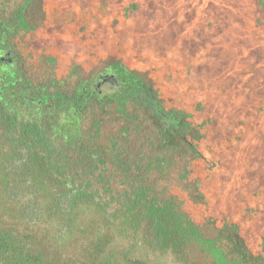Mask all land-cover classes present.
Instances as JSON below:
<instances>
[{
  "label": "trees",
  "instance_id": "16d2710c",
  "mask_svg": "<svg viewBox=\"0 0 264 264\" xmlns=\"http://www.w3.org/2000/svg\"><path fill=\"white\" fill-rule=\"evenodd\" d=\"M226 1L237 4L236 8L229 9ZM209 2L211 9H225L228 14L222 23L225 32L215 29L218 41L207 48L211 53L198 62H188L194 65L193 81L186 84L183 75L177 74L175 59L167 62L157 58L167 46L158 49L155 55L158 63L170 66L167 78L171 88L174 80L183 82L181 91L172 89L175 93L191 89L205 93L196 99L200 116L166 107L168 102L161 89L151 86L143 75L121 61L110 65L125 80V87L113 93L103 92L108 94L104 97L93 95L92 91L87 99L78 95L76 105L80 108L73 121L80 122L88 108V119L94 127L86 138L78 126L72 128L71 135L67 133L60 120L49 128L30 124L5 112L0 103V264H196L199 256L203 257V264H211L210 259L216 256L208 245L211 239L185 212L186 197L176 194L174 186L182 184L192 200L197 197V180L184 161L191 160L189 156L199 159L207 171L214 170L207 166V159L219 164L218 170L223 168L222 162L210 156L218 132L216 119L222 115L219 108H226L229 113L220 117V124L230 132L226 135V149L237 159L251 124L257 126L256 135L262 130L264 64L256 48L248 51L250 60L233 59L230 65L221 64L214 45L227 36L230 38L226 26L232 21L231 13L245 15L239 12L241 6L236 0ZM259 5L262 10L251 14V33L264 44V8L260 0V8ZM245 21L239 17L238 24L233 22L231 26L240 25L242 30ZM189 50L190 47L184 55L191 57ZM204 63L208 69L198 68ZM128 102L132 103L130 108ZM96 105L103 106V110L95 111ZM157 106L164 111L163 115H158ZM137 108L141 111L134 110ZM146 109L153 121L160 124L156 136L161 144L154 145L155 149L162 147L167 152L169 160H164H176V168L170 174V168L167 172H156L160 157L151 159L148 172L140 166L144 160L136 158V168L131 173L124 171L128 161L120 154L114 158L101 151L98 139L104 135L97 126L102 123L107 126V116L114 115L113 121H120L123 124L120 129L126 132L132 128L130 123H138L141 118L144 122L149 120L142 115ZM134 128L139 129L138 125ZM238 136L241 142L238 152L233 153L229 141ZM181 168L188 171L187 179L174 176Z\"/></svg>",
  "mask_w": 264,
  "mask_h": 264
},
{
  "label": "rangeland",
  "instance_id": "374dc122",
  "mask_svg": "<svg viewBox=\"0 0 264 264\" xmlns=\"http://www.w3.org/2000/svg\"><path fill=\"white\" fill-rule=\"evenodd\" d=\"M236 2L241 6L239 12H243L245 16L231 13L232 21L226 26L227 31L231 33L230 38L227 36L214 45L218 50L217 55L221 59L220 62L225 66L232 64L233 59L250 60L248 51L256 48L260 51V61L264 64V44L256 40L251 33L253 29L251 14H257L262 10V6L258 7V0H236ZM260 2L264 8V0ZM69 5H71L72 15L79 20L76 24H79L80 29L84 28L85 31L89 30L93 34L98 32L94 36L98 40L95 42L96 48L93 50V55L86 58L83 46L80 43L77 44L80 41L79 36L75 33L64 35L63 41L71 44H63L61 52L58 50L64 59L60 68L62 76H67L74 69L75 63L78 65L75 75L91 77L104 66L121 61L143 75L151 86L161 89L162 97L168 102L166 107L196 112L199 116L202 114L201 111L196 110V99L205 93L200 94L192 89L187 93H175L174 91L182 90L183 82L174 80L171 88L167 78L170 66L161 64L160 61L159 64L155 55L158 49L167 46L164 50H160L161 57L157 55V58L167 62L175 59L177 74L183 75V81L186 84L193 81L191 71L194 70V65L188 62H198L211 53L207 51V48L210 47L211 42L218 41L215 29L222 33L225 32L222 25L228 16L225 9H211L209 0H71ZM226 5L229 9L237 6L230 1H226ZM124 11L128 13V16H125ZM239 17L246 20L242 25V30L240 25L231 26L233 22L237 23ZM205 32H207L206 35H204ZM188 47H190L188 52L193 54L190 55L191 57L184 55ZM142 55L145 59L141 57ZM136 57H141V59ZM184 57L188 58L184 59ZM205 67L208 69L207 63L198 68ZM106 70L111 72L110 66ZM75 75L72 77L73 83L77 81ZM126 105L130 108L132 103L128 102ZM112 107L115 108L116 103ZM107 109L114 110L111 107ZM225 109L219 108L222 115L216 119L219 123L218 132L211 144L213 151L210 152L211 157L223 163V168L218 170L219 164L207 159L205 161L207 166L214 168L211 172L205 169L199 159H194L192 156H189L191 160L184 159L194 177L200 176L202 190L207 195H211L212 201L209 205L200 208L196 203V198L192 200L182 184L173 187L176 194L186 197L183 205L185 212L200 223L208 235L209 232L212 233V227L208 222L218 225L219 222L235 221L237 218H240L239 224L244 230L256 229L257 226L259 227L256 215H253V212L248 215L244 214V209L264 207V159L261 158L264 155V125L260 126L262 130L256 135L257 126L251 124L249 132L244 135L240 157L237 159L227 151L225 146L228 144L226 135L230 133L227 132L222 122L220 124V117H227L229 114ZM250 109L256 115L254 108ZM134 110L141 111L140 108ZM262 114L264 117V111ZM142 115L149 120L144 122L141 120L143 118L140 119L138 122L142 125L140 131L132 133V139L127 140L128 136L123 137L127 140L125 145L128 153L139 158L140 161L150 156L151 159L160 157L162 160L157 163L156 172H167L170 168V174L176 168L174 165L176 160L173 162L164 160L168 159L167 152L162 147L158 148V151L154 147V145L158 147L161 144L160 138L156 136L157 130H160V124L153 121L149 110H144ZM106 118L109 121L106 128L112 132V135L117 134L118 128L123 127V124L120 121L114 122V115ZM229 142L233 144L229 150L233 153L238 152L241 142L239 136L232 137ZM177 162L179 163L178 160ZM188 174L185 168H181L174 176L184 180L188 178ZM243 185L249 192L248 198L244 197ZM256 190L259 192L257 195L254 193ZM239 197L242 200L237 207ZM232 206L239 213L232 211L223 213ZM259 224L264 225V220Z\"/></svg>",
  "mask_w": 264,
  "mask_h": 264
},
{
  "label": "flooded vegetation",
  "instance_id": "af4514ba",
  "mask_svg": "<svg viewBox=\"0 0 264 264\" xmlns=\"http://www.w3.org/2000/svg\"><path fill=\"white\" fill-rule=\"evenodd\" d=\"M70 1L0 0V103L5 112L14 117H22L30 124L49 128L60 120V124L65 125L63 128L67 133L71 135L72 128L78 126L83 138H86L90 128L94 127L88 119V108L82 113L80 122L73 121V116L77 119L75 112L80 108L76 105L79 100L78 95L82 99H87L90 91L99 97L108 95L103 94L98 82L102 76L109 73L117 74L120 89L126 85L125 80L111 65L104 66L91 77L75 75L78 69L77 63L67 76H62L60 73L64 60L59 53L60 49L63 48V44H71L63 41L64 35L75 33L79 36L80 41L77 44L83 46L86 58L93 55L95 42L98 40L94 37L98 32L93 34L89 30L85 31L84 28L80 29L79 24H76L79 20L70 11ZM109 66L111 72L106 70ZM74 75L77 78L75 83L72 81ZM103 108L101 105H96L94 109L99 111ZM156 111L158 115L164 114L158 106ZM136 125L139 127L137 130L134 128ZM140 125L135 122L130 123L131 129L125 132L118 128V133L114 135L108 129L101 131V127L106 126L105 123L97 126V129L100 128V134L104 135L98 139L101 151L105 156L114 158L120 154L128 161L124 164V171L131 173L135 171L136 158L128 153L125 143L132 139V133L140 131ZM161 126L164 127L162 123ZM124 133L128 134L127 140L122 136ZM109 135L113 137L110 138ZM142 160L145 162H140V166L148 172L151 168V156ZM210 171L212 172L213 169ZM195 179L197 180L196 203L202 208L209 205L212 197L202 190L200 176H195ZM243 188L244 197L248 198L249 192L244 185ZM254 193L257 195L259 192L256 190ZM241 200L242 198L239 197L237 207ZM229 211L239 213L233 206L223 213ZM251 212L256 215V220L262 223L264 207L244 209V214L248 215ZM193 220L205 237L211 239L208 245L216 254L210 259L211 264H264L263 224L258 223L259 227L257 226L256 229L244 230L239 224L240 218L222 222L223 224L219 222L218 225L208 222L212 227V233L209 232L208 235L201 224ZM198 249L200 255L201 249ZM201 258L203 257H198L196 264H203Z\"/></svg>",
  "mask_w": 264,
  "mask_h": 264
},
{
  "label": "water",
  "instance_id": "95a60500",
  "mask_svg": "<svg viewBox=\"0 0 264 264\" xmlns=\"http://www.w3.org/2000/svg\"><path fill=\"white\" fill-rule=\"evenodd\" d=\"M116 75L117 74L109 73L102 76L98 82L100 90L103 91L104 93L119 91L120 90V86L118 84L119 80Z\"/></svg>",
  "mask_w": 264,
  "mask_h": 264
}]
</instances>
